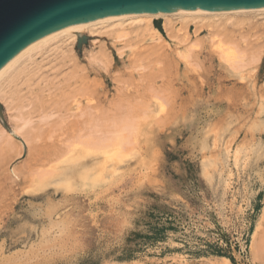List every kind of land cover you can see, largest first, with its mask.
Instances as JSON below:
<instances>
[{
  "label": "rangeland",
  "instance_id": "rangeland-1",
  "mask_svg": "<svg viewBox=\"0 0 264 264\" xmlns=\"http://www.w3.org/2000/svg\"><path fill=\"white\" fill-rule=\"evenodd\" d=\"M252 17L207 19L216 25L210 28L214 35L205 27L195 33L192 20L179 22L177 17L172 19L175 28L187 23V30L167 35L165 17H151L163 41L159 51L146 49L148 42L127 20L116 29L81 31L89 39L80 50L76 41L68 44L59 38L22 59L20 65L24 62L31 69L27 74L34 76L29 75L30 81L39 86L30 88L24 75L22 88L21 81L16 82L20 94L13 86L8 88L17 93L11 94L13 99L0 94L5 120V125L0 121L5 141L0 162V264H264V14ZM255 17L262 20L258 28L255 22L260 19ZM250 20L253 26L248 28ZM253 45L259 49L252 50ZM100 50L110 55L103 66L92 58ZM32 64L39 66L34 65L36 71ZM68 70L78 78H68ZM25 89L27 97L32 96V101L25 97L29 103L21 102ZM58 95H63L64 104ZM6 97L10 110L1 101ZM33 100L38 108L31 115ZM112 104L115 117L138 124L130 132L131 143L108 154L113 170L105 163L106 172L96 180L83 182L73 176L40 183L42 172L54 164V154L71 150L77 144L72 140L85 134L87 106L105 112ZM167 213L174 222L164 238H144L149 224Z\"/></svg>",
  "mask_w": 264,
  "mask_h": 264
},
{
  "label": "bare ground",
  "instance_id": "bare-ground-1",
  "mask_svg": "<svg viewBox=\"0 0 264 264\" xmlns=\"http://www.w3.org/2000/svg\"><path fill=\"white\" fill-rule=\"evenodd\" d=\"M259 13H263L264 14V5L263 6H252V7H246V8H234V9H215V10H175V11H153V12H139V13H121V14H114V15H107V16H102V17H97V18H93V19H90V20H86V21H83V22H80V23H76V24H73V25H70V26H67V27H63V28H60V29H57V30H55V31H53V32H50V33H48V34H46V35H44V36H42V37H39L38 39H36L35 41H33V42H31V43H29L28 45H26V46H24L23 48H21L15 55H13L11 58H9L7 61H5L3 64H1V66H0V94H7L6 96H9V98L11 97V94H12V96L14 95V96H16L15 94H13V92L14 93H16V91L15 90H17V88H19V87H21L20 85L21 84H23L24 82H26L27 84H30V88H32L33 86H35V84L37 83L36 82V80H35V83L33 84L32 82H33V80H32V82L30 81V78L31 77H34L32 74H29L31 77H29V75L27 74V73H30V71H31V69H27V67H26V64L23 62V64L22 65H20V61L22 60V59H26V57H30L31 56V54L33 53V52H35V51H39L40 49H42L43 47H45L46 45H48V44H50L51 42H53V41H55V40H57V39H59V38H63L62 40L63 41H69V43L68 44H71V43H73V41H77V37H78V35L79 34H81V31H88L89 32V34H93L94 32H96V31H100V29H102V28H104V27H115V29L116 28H118L119 26H122L123 25V23L125 22V21H129L128 23L130 24H133V26H134V29L137 31V33H138V35L140 36V37H142V38H144L145 39V41H147L148 43V46H143V48L142 49H140L139 47H138V45L136 46V48L138 47L139 48V50L141 51H144L145 50V48L147 49V47H148V50L149 51H159V50H161L162 49V37H161V33H160V31L157 29V27H155L154 25H152L151 24V20H150V18L151 17H158V16H164L165 17V21L162 23V27H163V29H164V31L165 32H167V33H169V34H167V35H170V32H173V33H178L179 32V34H180V32L182 31V30H184V31H186L187 30V28H188V25H187V23H184V24H182V26L181 27H178V28H175V26H174V23L172 22V19H174L173 17H177V18H179L180 20H179V22L180 21H184L185 22V20H192L193 22H192V24H193V26H194V32L195 33H197V32H199V31H201V29L203 28V27H205V28H207V31L209 30V33H211V35H214V33L212 32V30H210V28H212V26H213V24L212 23H210V22H212V21H207V19H216V18H234V17H238L239 15H251V17H252V15H255V14H259ZM259 17V16H258ZM249 18V17H248ZM253 18V17H252ZM255 19H260V18H256L255 17ZM198 20H200V21H204L202 24H199L197 21ZM232 20H234V19H232ZM248 20L249 19H247V22H248ZM235 21H237L236 20V18H235ZM251 21H253V20H250V22H249V26H248V28L250 27L251 28V26H250V23H251ZM256 21V20H255ZM261 19H260V22H255L256 24H255V27H257L258 28V26H256L258 23H261ZM190 22V21H189ZM215 22V21H214ZM219 22V21H218ZM217 22V23H218ZM226 22V21H225ZM243 22H245V20H243ZM242 22V23H243ZM201 23V22H200ZM216 23V22H215ZM233 23V22H232ZM241 23V26L242 25H245V24H242ZM219 24V23H218ZM234 24V23H233ZM235 24H236V22H235ZM215 25V24H214ZM238 25V24H237ZM251 25L253 26V23H251ZM259 25V24H258ZM128 26V25H127ZM216 26V25H215ZM224 26V25H223ZM229 26V25H228ZM240 26V25H239ZM240 26V28L242 29V27ZM230 27V26H229ZM233 27H234V25H233ZM238 27V26H237ZM255 27H253V29L255 28ZM260 27V26H259ZM257 28H256V30H257ZM252 29V30H253ZM260 30H262L261 29V27L259 28ZM114 30V29H113ZM231 30H232V28H231ZM238 30V29H237ZM240 30V29H239ZM255 30V29H254ZM264 30V29H263ZM102 31H104V30H102ZM101 31V32H102ZM107 31V30H106ZM111 31V30H110ZM241 31V30H240ZM239 31V32H240ZM193 32V33H194ZM231 32H233V31H231ZM230 32V33H231ZM256 32H259L258 30L257 31H255V33ZM261 32V31H260ZM260 32H259V34H260ZM100 33V32H99ZM103 33V32H102ZM110 32H108V34H109ZM120 33V32H119ZM123 33V32H122ZM122 33L120 34L121 36H123L122 35ZM131 33V32H130ZM133 33H136L135 31H133ZM183 33V32H182ZM213 33V34H212ZM235 33V32H234ZM238 33V32H237ZM98 34V33H97ZM104 34V33H103ZM108 34H106V35H108ZM115 34V33H114ZM124 34V33H123ZM227 34V33H226ZM239 34V33H238ZM242 34V33H241ZM245 34V33H244ZM258 34V35H259ZM119 35V34H118ZM126 35H127V33H126ZM171 35H172V33H171ZM174 35V34H173ZM184 35V34H183ZM187 35V34H186ZM228 35V34H227ZM257 35V34H256ZM136 36V35H135ZM139 36H137V38H136V40H139ZM180 36V35H179ZM207 36V35H206ZM208 36H210L209 34H208ZM232 36V35H231ZM234 36H235V34H234ZM247 36V35H246ZM246 36L244 37L245 38V42H246V45H248L247 44V39H246ZM120 37V36H119ZM233 37V36H232ZM250 37V36H249ZM141 38V39H142ZM185 38H188L187 36L185 37ZM209 38V37H208ZM119 39V38H118ZM190 39V38H189ZM189 39H187V40H189ZM192 39V38H191ZM199 39V38H198ZM234 39H237V38H234ZM239 39L241 40V37H239ZM133 40H135L134 38H133ZM143 40V39H142ZM186 40V39H185ZM200 40V39H199ZM212 41H213V39H211ZM129 41V40H128ZM197 41V40H196ZM234 41H236V40H234ZM255 41V40H254ZM262 41V40H261ZM62 42V41H61ZM135 42V41H134ZM183 42V41H182ZM185 42V41H184ZM137 43V42H136ZM138 43H140L139 41H138ZM252 43V42H251ZM250 43V44H251ZM262 43V42H261ZM54 44H55V42H54ZM133 44V43H132ZM164 44V46H166L165 45V43H163ZM228 44V43H227ZM236 44V43H235ZM244 44V43H243ZM253 44V43H252ZM259 44V42H257V45ZM58 45V44H57ZM60 45V44H59ZM61 45H63V43H61ZM60 45V46H61ZM65 45V44H64ZM63 45V46H64ZM67 45V44H66ZM73 45V44H72ZM179 45H180V43H179ZM236 45H238V43L236 44ZM255 45H256V43H255ZM255 45H253V47L255 46ZM62 46V47H63ZM163 46V47H164ZM168 46V45H167ZM177 46V45H176ZM239 46V45H238ZM240 46H241V43H240ZM251 46V45H250ZM249 46V47H250ZM259 46H261V45H259ZM62 47L60 48V49H62ZM98 47H101L100 45L98 46ZM121 47V46H120ZM129 47V46H128ZM145 47V48H144ZM47 48V47H46ZM52 48H54V47H52ZM52 48H51V51H53L52 50ZM57 48V46H55V51L57 50L56 49ZM65 48V47H64ZM106 48V47H105ZM235 48H236V46H235ZM238 48V47H237ZM237 48H236V50H237ZM245 48H247V47H245ZM255 48V47H254ZM252 49L251 47H250V49H252V50H256V48H258L259 49V47L258 46H256V48L255 49ZM262 48V47H261ZM50 49V48H49ZM66 49V48H65ZM221 49H222V47H221ZM48 50V49H47ZM68 50V49H67ZM66 50V51H67ZM138 50V49H137ZM137 50H135L134 49V51H137ZM138 50V51H139ZM193 50H194V48H193ZM224 50H225V48H224ZM239 50V49H238ZM240 50H241V48H240ZM252 50H250V51H252ZM63 51V50H62ZM61 51V52H62ZM97 51H99V50H97ZM101 51V50H100ZM133 51V50H132ZM147 51V50H146ZM248 51H249V48H248ZM64 52V51H63ZM62 52V53H63ZM74 52V51H73ZM73 52H72V54H73ZM235 52V51H234ZM239 52V51H238ZM52 53V52H51ZM50 53V54H51ZM56 53V52H55ZM57 53H59V51L57 52ZM107 52H105L104 53V51L102 50L101 52H98V55L96 56H93L92 58H93V60H94V62H96L98 65H104L108 60H109V58H108V56L107 55H109L108 53L106 54ZM147 53V52H146ZM48 54V53H47ZM47 54H45V55H47ZM53 54V53H52ZM51 54V55H52ZM64 54H66V52L64 53ZM67 54H68V52H67ZM72 54H69V55H67V56H71V57H73V55ZM236 54V53H235ZM50 55V56H51ZM237 55V54H236ZM53 56V55H52ZM55 56V55H54ZM58 57H59V54L57 55ZM110 56V55H109ZM57 57V58H58ZM62 57V56H61ZM60 57V58H61ZM64 57V56H63ZM235 57H238V55L237 56H235ZM256 57H258V59H259V55L258 56H256ZM42 58V57H41ZM59 58V59H60ZM74 58V57H73ZM72 58V59H73ZM24 59V60H25ZM52 59H53V57H52ZM58 59V60H59ZM65 59V57L63 58V60ZM232 59V58H231ZM28 60V59H27ZM27 60H26V62H27ZM71 60V59H70ZM75 60V59H74ZM236 60V59H235ZM29 61V60H28ZM38 61H41L40 59L38 60ZM53 61V60H52ZM79 61V60H78ZM237 61V60H236ZM235 61V62H236ZM32 62V61H31ZM42 62V61H41ZM43 62H45V61H43ZM48 61H46L45 63H47ZM51 62V61H50ZM56 62V61H55ZM59 62H61L60 60L58 61V63ZM63 62V61H62ZM75 62L77 63V61L75 60ZM233 62V64L235 65L236 63H238V62H234V61H231V63ZM49 63V62H48ZM57 63V62H56ZM56 63H54V64H56ZM70 64H71V62H69ZM78 63H80V61L78 62ZM52 64H53V62H52ZM65 64V63H64ZM33 66L34 65H36V66H38L37 64H32ZM51 65V64H50ZM57 65V64H56ZM237 65V64H236ZM31 66V65H30ZM36 66H34V70L36 69L35 67ZM41 66H43V64L41 65ZM49 66V65H48ZM60 66H62V63H61V65ZM64 66V65H63ZM65 66H66V64H65ZM70 66V65H69ZM81 67H82V65H80ZM32 67V66H31ZM39 67V66H38ZM46 68L45 69H47V66H45ZM51 67H52V65H51ZM54 67V66H53ZM72 67V66H71ZM84 68V67H83ZM99 68V67H98ZM44 69V70H45ZM48 69H49V67H48ZM60 70L61 69V67H59V68H57L56 70ZM72 69H74L75 71L77 70V69H79V68H74V67H72ZM82 69V68H81ZM33 70V69H32ZM37 70V69H36ZM35 70V71H36ZM43 70V71H44ZM29 71V72H28ZM41 71V70H40ZM48 71V70H47ZM50 71V70H49ZM73 71V70H72ZM71 70H68V72H69V74H68V72H67V74L68 75H70L68 78H70L71 79V75H72V72ZM34 72V71H33ZM70 72H71V74H70ZM45 73H46V70H45ZM45 73H44V75H45ZM58 73V72H57ZM76 73V72H75ZM81 74H82V72H80ZM79 73V74H80ZM47 74V73H46ZM50 74V73H49ZM52 74H55V72L54 73H52ZM51 74V75H52ZM80 74V75H81ZM28 76V78H26V77H23V78H25L28 82H31V83H28L26 80L24 81V82H22L21 80H20V78H22V76ZM35 75H37V73L35 74ZM59 75V74H58ZM58 75H55V76H58ZM65 75V74H64ZM67 75V76H68ZM74 76H76L75 74H73ZM72 75V76H73ZM96 75V74H95ZM50 76V75H49ZM60 76V75H59ZM66 76V75H65ZM65 76H63V77H65ZM73 76V77H74ZM82 76V75H81ZM89 76V75H88ZM53 77V76H52ZM61 77V76H60ZM77 78H78V76H76ZM83 77V76H82ZM41 78H43L44 79V77H40V78H38L39 80L41 79ZM46 78H48V76L46 75ZM54 78V77H53ZM62 78V77H61ZM66 79H67V77H65ZM75 78V77H74ZM73 78V79H74ZM43 79H41L42 81H43ZM51 80V78H48V80ZM56 79V78H55ZM54 79V80H55ZM58 79V78H57ZM60 79V78H59ZM72 79V80H73ZM80 79H81V77H80ZM98 79V78H97ZM22 80H24V79H22ZM49 80V81H50ZM68 80V82H70V80L69 79H67ZM99 80V79H98ZM20 82L21 81V83L16 87V85H17V83L16 82ZM42 81H40V82H42ZM59 81V80H58ZM82 81V80H81ZM44 82V81H43ZM50 82H52V80L50 81ZM57 82V81H56ZM64 82H67V81H64ZM63 82V84L65 85V83ZM75 82H76V80H75ZM99 82H100V80H99ZM13 83H14V85H13ZM47 83V82H46ZM25 84V83H24ZM26 84V85H27ZM62 84V83H61ZM67 84V83H66ZM69 85H70V83H68ZM67 84V85H68ZM98 84H100V83H98ZM97 84V85H98ZM36 85H38V84H36ZM44 85V84H43ZM49 85V84H48ZM89 85V84H88ZM91 85V84H90ZM11 86H13V87H15L16 89L14 90V91H10L9 89V87H11ZM23 86V85H22ZM39 86V85H38ZM62 87H63V85H61ZM73 86H76V84L75 85H73ZM28 87H29V85H28ZM43 87V86H42ZM44 87H46V86H44ZM49 87H50V85H49ZM54 86H52V88H53ZM61 87V89H63ZM70 86H68L67 87V89L69 88ZM9 88V89H8ZM22 88V87H21ZM21 88H19V89H21ZM29 88V89H30ZM38 88H40V87H38ZM8 89V90H7ZM18 89V90H19ZM28 89V88H27ZM42 89L43 88H40L39 90H41L42 91ZM92 89V88H91ZM90 89V90H91ZM11 90H13V89H11ZM17 90V91H18ZM32 89H30V90H28V92L29 91H31ZM39 90L38 89H36V92L38 91L39 92ZM54 90H57V89H55L54 88ZM66 90V88H64L63 89V92ZM69 90V92L72 90H70V88L68 89ZM78 90V89H77ZM10 91V94L8 93ZM41 91H40V93H41ZM60 91V90H59ZM74 91V90H73ZM156 91V90H155ZM20 91H18V93H19ZM24 92V91H23ZM27 92V90L25 89V93ZM62 91H60L59 92V94L61 93H63ZM69 92H67L68 94H69ZM82 92V91H81ZM86 92V91H85ZM154 92V91H153ZM22 93V92H21ZM25 93H23V94H25ZM65 93V92H64ZM90 93V92H89ZM17 94V93H16ZM20 94V93H19ZM27 94L28 93H26L25 95H24V97L22 96V99L21 98H19V95H17V97H16V100L15 101H17L18 103L20 102V100H18V98L19 99H21L22 101L21 102H23L24 100L23 99H25V102L28 100V99H30L29 97H27ZM72 93H70V95H71ZM80 94V93H79ZM83 94V93H82ZM33 95V94H32ZM35 95V94H34ZM33 95V96H34ZM74 95H76V93L74 92ZM90 95V94H89ZM57 96V95H56ZM65 96V95H64ZM69 96V95H68ZM68 96H67V98H68ZM88 96V95H87ZM25 97H27V98H25ZM61 97V96H60ZM62 97H63V95H62ZM61 97V98H62ZM71 97H72V95H71ZM80 97V96H79ZM7 98L8 97H6L5 98V100L3 101V100H1L3 103L7 100ZM12 99L14 98V97H11ZM37 99H38V94H37V97H36ZM34 99V100H37V99ZM61 98H59V95H58V99H60L61 100ZM65 98H66V96H65ZM91 98H93V96L91 97ZM0 99H1V97H0ZM31 99H32V96H31ZM30 99V101H32ZM57 99V97H56V100H58ZM121 99V98H120ZM10 100V99H9ZM33 100V104L35 103V101ZM94 100V99H93ZM38 101V100H37ZM62 102H63V104H64V101H63V99L61 100ZM66 101V100H65ZM120 101V100H119ZM14 103H16V102H13L12 104H13V106L15 105ZM27 103H29V101H27ZM31 103V102H30ZM58 103H59V100H58ZM96 103V102H95ZM6 104V105H5ZM5 107H7L8 108V105H10V107H12L11 106V104H7L6 102H5ZM24 104V103H23ZM22 104V105H23ZM26 104V103H25ZM31 104L32 106H33V108H30L29 109V106L27 107L31 112V115H32V113H33V111L34 110H37V108L35 109L34 108V106L36 105V104ZM38 104V103H37ZM60 104V103H59ZM69 105H70V102L68 103ZM81 104H82V102H81ZM129 104V103H128ZM18 104H16L15 106H17ZM21 105V103H20V105H18V106H22ZM78 106L77 107H79V104H77ZM88 105V104H87ZM27 106V105H26ZM37 106V105H36ZM35 106V107H36ZM52 106H53V104H52ZM59 107H60V105H58ZM68 106V105H67ZM115 104H112L111 105V107L110 108H108V110L107 111H105V112H103V111H99V109H97V107L95 106V105H89V106H87V107H89V109H90V111L87 113V116H88V122L86 123V125L84 124V122H83V124L85 125V134H82L81 136H80V138L78 139V135H76V137H77V139H73L72 140V142L74 143V141L75 142H77V144H74L73 146H72V144H71V146H72V148H71V150H69L68 151V149H66V150H62V151H60V152H58V153H56V154H54V164H53V166H52V168H50L49 169V171H47V172H42V175L41 176H44V179H41V180H39V182L41 183V182H45V180H52L53 182H56V181H60V180H65V179H68V178H71V177H77L78 178V180H80V181H85V180H87V178H89V177H92V178H94L95 180H96V178H99V174L100 173H102V172H104L105 170L104 169H102V168H105L106 169V166H105V163H106V165L109 167V169L110 168H112V170H113V167H112V165L114 164V163H112V160H108V154H112V153H114V152H116V151H118L119 150V146H123V145H128V144H130L131 143V141H132V137H130L131 136V134H130V132H132V131H135V129L138 127L137 125V123L135 124L134 122H132L131 121V119H128V118H123V119H118L117 117H115V115H114V109H115ZM130 106V105H129ZM58 107V108H59ZM85 107H86V105H85ZM6 108V109H7ZM13 108V107H12ZM11 108V109H12ZM15 109H16V107H14ZM19 108V107H18ZM39 108H40V106H39ZM43 108V107H42ZM41 108V109H42ZM81 108V107H80ZM21 109H22V107H21ZM49 109H51V107L49 108ZM52 109H53V107H52ZM60 109V108H59ZM59 109H58V111H59ZM68 109H69V106H68ZM82 109V108H81ZM136 109V108H135ZM7 110H10V108H8ZM61 110V109H60ZM62 110H64V109H62ZM79 110V109H78ZM128 110V112L130 111L129 110V108L127 109ZM23 111H25V112H27L26 110H24L23 109ZM49 111V113L51 114V112H50V110H48ZM53 111V110H52ZM77 111V110H76ZM84 111V110H83ZM12 112H16V111H12ZM20 112V111H19ZM29 112V111H28ZM36 112V111H35ZM34 112V114H35V116H37L36 114H38L39 112H41V111H39V109H38V113L36 112L35 113ZM42 112H45V110L44 111H42ZM57 112V111H56ZM82 112V111H81ZM60 113V112H59ZM58 113V114H59ZM67 113H68V111H67ZM131 113V112H130ZM13 114V113H12ZM27 114H29V113H27ZM46 114V113H45ZM69 114V113H68ZM79 114V113H78ZM83 114V113H82ZM125 114V116L127 115L126 113H124ZM38 115H40V114H38ZM41 115H43V114H41ZM60 115V114H59ZM58 115V116H59ZM67 115V114H66ZM70 115V114H69ZM25 116H27L26 114H25ZM28 116H30V114L28 115ZM27 116V117H28ZM81 116H83V115H81ZM86 116V115H85ZM20 117H22V116H20ZM38 117V116H37ZM52 117V116H51ZM79 117V116H78ZM84 117V116H83ZM127 117V116H126ZM138 117V116H137ZM140 117V116H139ZM29 118V117H28ZM28 118H26V119H28ZM30 118H31V116H30ZM29 118V119H30ZM48 118V117H47ZM66 118V117H65ZM133 118V117H132ZM15 119L16 118H12L11 120H14V121H12L14 124L17 122V120H16V122H15ZM25 119V118H24ZM33 119H36L35 117L33 118ZM77 119V118H76ZM22 120V119H21ZM51 120V119H50ZM49 120V121H50ZM137 120V119H136ZM144 120H146V119H144ZM24 121V120H23ZM35 121V120H34ZM36 121H38V120H36ZM41 121V123H43V121L42 120H40ZM60 121V120H59ZM64 121V120H63ZM81 121V120H80ZM79 121V122H80ZM139 121V120H138ZM21 122V121H20ZM146 122V121H145ZM57 123H59V122H57ZM62 123H64V122H62ZM16 124H18L17 126L19 127V123L17 122ZM21 124H22V122H21ZM26 125H24V126H27L28 124L27 123H25ZM39 124V123H38ZM143 125V124H142ZM16 126V127H17ZM23 126V127H24ZM58 127V126H57ZM25 128V127H24ZM143 128V127H142ZM0 129H2V128H0ZM19 129H22V126L19 128ZM19 129H18V131H16V132H20L19 131ZM31 129V128H30ZM36 129H38V128H36ZM52 129V128H51ZM80 129V128H79ZM25 130H27L26 128H25ZM32 130V129H31ZM22 131V130H21ZM78 131V130H77ZM6 133V132H5ZM29 133V132H28ZM27 133V134H28ZM33 133V132H32ZM135 133V132H134ZM137 133V132H136ZM12 134V133H11ZM17 134H19V133H17ZM6 135V134H5ZM24 135V134H23ZM28 136V135H27ZM26 136V137H27ZM70 136V135H69ZM9 137H10V135H9ZM12 137V136H11ZM29 137V136H28ZM27 137V138H28ZM71 137V136H70ZM73 137V136H72ZM75 138V137H74ZM35 139H36V137H35ZM69 140H70V138H69ZM68 140V141H69ZM78 140V141H77ZM4 138L2 137V136H0V162L2 161V159H3V157H2V155H3V152H4ZM32 142V141H31ZM26 143H27V141H26ZM34 144V143H33ZM19 145V144H18ZM30 145H31V143H30ZM64 145V144H63ZM12 146V145H11ZM32 146V145H31ZM62 148H63V146H62ZM10 149V148H9ZM16 152H17V150H16ZM18 153V152H17ZM16 153V154H17ZM117 153V152H116ZM16 156V155H15ZM116 157V156H115ZM80 158H84V160H81L80 162H77L78 161V159H80ZM6 160V159H5ZM109 163H111V164H109ZM1 168H3V167H1ZM6 170V169H5ZM104 170V171H103ZM111 170V169H110ZM40 171H41V169H40ZM44 171V170H43ZM107 171H108V169H107ZM38 172V171H37ZM106 172V171H105ZM109 172V171H108ZM36 173V172H35ZM41 173V172H40ZM37 174V173H36ZM39 174V173H38ZM37 174V175H38ZM36 175V176H37ZM31 176H34V174L33 175H31ZM46 176V177H45ZM48 177H50L49 179H47ZM38 178H40V175L38 176ZM17 180V179H16ZM75 180V179H74ZM77 180V181H78ZM2 181V180H1ZM31 181H32V178H31ZM3 186V185H2ZM6 186V185H5ZM6 188V187H5ZM7 189V188H6ZM19 191V190H18ZM101 191V190H100ZM105 192V191H104ZM15 193H16V191H15ZM20 193V192H19ZM6 194V193H5ZM18 194V193H17ZM101 194V193H100ZM20 195V194H19ZM101 196V195H100ZM97 197H99V196H97ZM100 199V198H99ZM100 201V200H99ZM20 205V204H19ZM2 205H0V207H1ZM6 206V205H5ZM62 208V207H61ZM97 208V207H96ZM98 209V208H97ZM96 209V210H97ZM1 210V209H0ZM95 211V210H94ZM68 212V211H67ZM67 212H65V213H67ZM69 212H71V211H69ZM63 215V214H62ZM62 215H61V217H62ZM60 217V218H61ZM5 225V224H4ZM3 227V225H2V221L0 220V229ZM75 238V237H74ZM69 242V241H68ZM70 242H71V240H70Z\"/></svg>",
  "mask_w": 264,
  "mask_h": 264
},
{
  "label": "water",
  "instance_id": "water-1",
  "mask_svg": "<svg viewBox=\"0 0 264 264\" xmlns=\"http://www.w3.org/2000/svg\"><path fill=\"white\" fill-rule=\"evenodd\" d=\"M264 0H0V66L21 48L57 29L97 17L175 10L263 6ZM89 36L79 34L76 47ZM0 121L5 125L0 103Z\"/></svg>",
  "mask_w": 264,
  "mask_h": 264
},
{
  "label": "trees",
  "instance_id": "trees-1",
  "mask_svg": "<svg viewBox=\"0 0 264 264\" xmlns=\"http://www.w3.org/2000/svg\"><path fill=\"white\" fill-rule=\"evenodd\" d=\"M167 216L163 219H159V221H155L149 224L148 230L146 235H144V238L151 239V241L159 240L164 238V232L168 228H172V224L174 221H172L171 213H167Z\"/></svg>",
  "mask_w": 264,
  "mask_h": 264
}]
</instances>
